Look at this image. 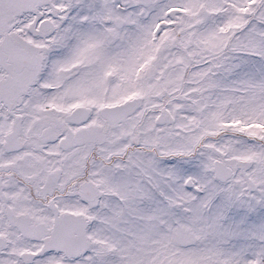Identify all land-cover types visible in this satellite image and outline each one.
I'll use <instances>...</instances> for the list:
<instances>
[{
  "label": "snow or ice",
  "instance_id": "6c2138e0",
  "mask_svg": "<svg viewBox=\"0 0 264 264\" xmlns=\"http://www.w3.org/2000/svg\"><path fill=\"white\" fill-rule=\"evenodd\" d=\"M0 264H264V0H0Z\"/></svg>",
  "mask_w": 264,
  "mask_h": 264
}]
</instances>
